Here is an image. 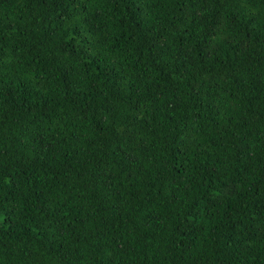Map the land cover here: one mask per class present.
<instances>
[{
  "label": "trees",
  "instance_id": "trees-1",
  "mask_svg": "<svg viewBox=\"0 0 264 264\" xmlns=\"http://www.w3.org/2000/svg\"><path fill=\"white\" fill-rule=\"evenodd\" d=\"M0 264H264V0H0Z\"/></svg>",
  "mask_w": 264,
  "mask_h": 264
}]
</instances>
